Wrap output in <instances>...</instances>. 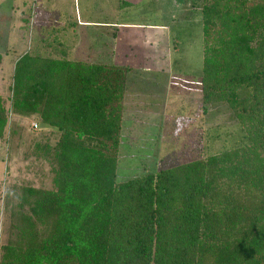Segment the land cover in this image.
Wrapping results in <instances>:
<instances>
[{
	"label": "trees",
	"instance_id": "16d2710c",
	"mask_svg": "<svg viewBox=\"0 0 264 264\" xmlns=\"http://www.w3.org/2000/svg\"><path fill=\"white\" fill-rule=\"evenodd\" d=\"M201 15L202 101L225 102L248 144L118 181L130 68L26 52L10 108L58 136L34 145L51 187L22 189L0 264H264V3ZM7 123L0 96V138Z\"/></svg>",
	"mask_w": 264,
	"mask_h": 264
},
{
	"label": "rangeland",
	"instance_id": "374dc122",
	"mask_svg": "<svg viewBox=\"0 0 264 264\" xmlns=\"http://www.w3.org/2000/svg\"><path fill=\"white\" fill-rule=\"evenodd\" d=\"M201 8L202 0H0V96L8 119L0 138V245L11 236V210L22 189L51 187L50 165L36 157L34 145H52L58 136L37 115L10 108L15 62L26 52L130 68L118 181L205 160L246 141L225 102L202 101Z\"/></svg>",
	"mask_w": 264,
	"mask_h": 264
},
{
	"label": "crops",
	"instance_id": "0c3cea01",
	"mask_svg": "<svg viewBox=\"0 0 264 264\" xmlns=\"http://www.w3.org/2000/svg\"><path fill=\"white\" fill-rule=\"evenodd\" d=\"M162 26H164V28L163 27H161L162 29H167V25H162ZM141 46V45H140ZM135 47V46H134ZM120 48H121V45H120ZM135 48H137V50H139L140 48L139 47H135ZM136 57H138V55L136 56ZM139 59V58H138ZM137 59V60H138ZM142 61V60H141ZM137 62H139V61H137Z\"/></svg>",
	"mask_w": 264,
	"mask_h": 264
},
{
	"label": "built area",
	"instance_id": "2783aa9c",
	"mask_svg": "<svg viewBox=\"0 0 264 264\" xmlns=\"http://www.w3.org/2000/svg\"><path fill=\"white\" fill-rule=\"evenodd\" d=\"M32 126H33V128H37L38 125H37V123L34 122V123H32Z\"/></svg>",
	"mask_w": 264,
	"mask_h": 264
}]
</instances>
